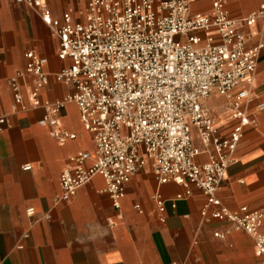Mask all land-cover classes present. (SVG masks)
I'll return each instance as SVG.
<instances>
[{"label":"crops","instance_id":"0c3cea01","mask_svg":"<svg viewBox=\"0 0 264 264\" xmlns=\"http://www.w3.org/2000/svg\"><path fill=\"white\" fill-rule=\"evenodd\" d=\"M43 1L53 16L70 11L74 20L86 5V0ZM211 2L194 0L192 8L208 12ZM227 9L236 28L246 33L248 46L264 40V0H227ZM252 13L257 14L253 24L241 22ZM27 51L46 59L48 81L38 93L41 103L76 92L74 85L54 78L69 59L58 57L57 37L38 13L14 0H0V116L5 118L0 124V264H264L252 234L211 217L216 206L209 205L207 215H201L207 197L198 187L189 185L190 193L172 206L185 188L158 182L151 160L126 183L118 207L100 175L62 199L61 172L75 169L74 158L81 152L93 157L95 144L72 100L65 102L55 125L40 123L50 115L29 100L35 84L26 69ZM13 80L22 104L14 103ZM249 90L244 108L255 123L244 126L215 196L220 207L232 211L247 206L264 212V47ZM203 106L221 133L236 124L227 97L211 93ZM52 131L74 137L60 141ZM26 163L29 170L23 169ZM259 230L264 232V214Z\"/></svg>","mask_w":264,"mask_h":264},{"label":"built area","instance_id":"2783aa9c","mask_svg":"<svg viewBox=\"0 0 264 264\" xmlns=\"http://www.w3.org/2000/svg\"><path fill=\"white\" fill-rule=\"evenodd\" d=\"M14 1L36 11L57 37L58 57L69 59V64L54 78L76 88L63 99L41 103L38 93L48 81L46 59L27 51L26 69L35 84L29 100L50 115L40 123L55 125L65 102L72 100L95 144L93 157L81 152L74 158L75 169L61 172V198L69 199L100 175L118 207L126 183L151 160L158 182L173 181L185 188L172 206L190 193L189 185L198 187L207 197L201 215H207L209 205L216 206L211 217L252 234L255 253L264 255V232L259 230L264 212L247 206L232 211L220 207L215 196L244 126L255 123L244 102L264 47V40L247 45V35L236 28L227 0H212L208 12L194 10V0H86L79 20L70 11L53 16L43 0ZM256 17L252 13L241 22L251 25ZM12 88L14 103L22 104L14 80ZM214 92L228 98L237 121L226 134L203 106ZM4 121L0 116V124ZM51 134L60 141L74 137ZM30 168V163L23 165L24 170ZM156 200L163 211L162 201Z\"/></svg>","mask_w":264,"mask_h":264}]
</instances>
